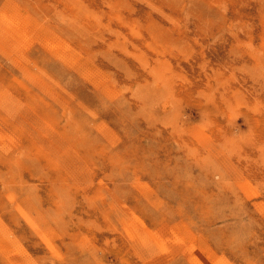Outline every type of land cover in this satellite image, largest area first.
Here are the masks:
<instances>
[{"label": "rangeland", "instance_id": "obj_1", "mask_svg": "<svg viewBox=\"0 0 264 264\" xmlns=\"http://www.w3.org/2000/svg\"><path fill=\"white\" fill-rule=\"evenodd\" d=\"M0 264H264V0H0Z\"/></svg>", "mask_w": 264, "mask_h": 264}]
</instances>
